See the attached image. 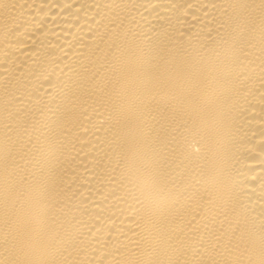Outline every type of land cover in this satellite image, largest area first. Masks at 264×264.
Segmentation results:
<instances>
[{
  "label": "bare ground",
  "instance_id": "6f19581e",
  "mask_svg": "<svg viewBox=\"0 0 264 264\" xmlns=\"http://www.w3.org/2000/svg\"><path fill=\"white\" fill-rule=\"evenodd\" d=\"M0 264H264V0H0Z\"/></svg>",
  "mask_w": 264,
  "mask_h": 264
}]
</instances>
